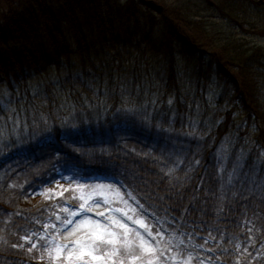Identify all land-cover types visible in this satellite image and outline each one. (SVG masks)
Wrapping results in <instances>:
<instances>
[{
    "label": "trees",
    "instance_id": "obj_1",
    "mask_svg": "<svg viewBox=\"0 0 264 264\" xmlns=\"http://www.w3.org/2000/svg\"><path fill=\"white\" fill-rule=\"evenodd\" d=\"M151 1L0 0V264L44 259L71 176L122 183L170 255L264 264V49ZM202 1L264 39V0Z\"/></svg>",
    "mask_w": 264,
    "mask_h": 264
},
{
    "label": "rangeland",
    "instance_id": "obj_2",
    "mask_svg": "<svg viewBox=\"0 0 264 264\" xmlns=\"http://www.w3.org/2000/svg\"><path fill=\"white\" fill-rule=\"evenodd\" d=\"M168 1L172 8H178L184 12L186 18H193L189 19L191 22L203 24L205 31L211 32L213 37L215 33H224L223 41L226 45L234 44V47L244 45V51L264 49V39L250 37L251 34L238 31L236 28L233 32L230 27L231 22L219 15L222 12L219 8H211L202 0ZM151 2L154 5L159 4L158 0ZM213 4L216 2L213 1ZM155 18L160 23L159 18ZM162 29L163 27L156 26L155 37H161ZM235 34L236 38H234ZM179 51L182 55L185 52L181 47L176 52L179 53ZM207 55L209 57L204 67H217L211 61L210 54ZM178 57L180 58L181 55L178 54ZM229 60L231 64L236 63V61ZM220 65L222 69L229 72L233 79L238 73L243 74L240 67L227 68L223 67V63ZM243 100L248 101L245 94ZM98 181L102 180L98 179ZM89 182L85 178L71 176L51 185L43 193L45 197L54 202L57 200L58 205H61V212L56 216L55 221L47 224L42 236L39 235L42 240L49 241L43 250L45 254L41 262H46V264H146L156 262L159 255L156 251L157 244L161 248L162 241L151 231L152 228L145 215L141 213L137 201L126 195L125 190L120 186L98 184L97 181ZM67 197L74 203L69 202ZM135 225L141 235L137 232L133 235V232L129 230ZM146 225L150 228H146ZM142 227L147 229V232L145 229L143 231ZM150 232L153 233V238L148 234ZM47 233L48 236H46ZM110 239L115 243H107ZM30 242L34 244L36 240L31 238ZM85 251H90L91 254L82 255L81 253ZM41 262L37 260L38 264Z\"/></svg>",
    "mask_w": 264,
    "mask_h": 264
},
{
    "label": "snow or ice",
    "instance_id": "obj_3",
    "mask_svg": "<svg viewBox=\"0 0 264 264\" xmlns=\"http://www.w3.org/2000/svg\"><path fill=\"white\" fill-rule=\"evenodd\" d=\"M71 221H69V223H70ZM121 227H124L123 225H121ZM112 235H114V234H112ZM25 239H27V238H25ZM107 243H109V244H113V243H115V241L114 240H108L107 241ZM33 247H35V244H33L32 245ZM13 247H17V245H13ZM20 247H22V245H20ZM82 255H90L91 253H90V251H85V252H83V253H81ZM95 258V257H94ZM191 259V256L189 257V260ZM149 264H151V262H149Z\"/></svg>",
    "mask_w": 264,
    "mask_h": 264
}]
</instances>
